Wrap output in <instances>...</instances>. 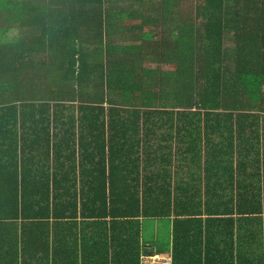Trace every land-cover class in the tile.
Wrapping results in <instances>:
<instances>
[{
  "label": "trees",
  "instance_id": "1",
  "mask_svg": "<svg viewBox=\"0 0 264 264\" xmlns=\"http://www.w3.org/2000/svg\"><path fill=\"white\" fill-rule=\"evenodd\" d=\"M27 9L0 30V264H141L148 220L173 264H264V0ZM179 115L205 179L152 192Z\"/></svg>",
  "mask_w": 264,
  "mask_h": 264
},
{
  "label": "crops",
  "instance_id": "2",
  "mask_svg": "<svg viewBox=\"0 0 264 264\" xmlns=\"http://www.w3.org/2000/svg\"><path fill=\"white\" fill-rule=\"evenodd\" d=\"M62 0H0V30H4V26L6 23V17L8 19H15V18H27L30 17L29 13H27V7H33V6H39L44 7L48 6L52 3H60ZM14 5L13 9L5 10V6ZM20 5L25 8V11L23 13ZM21 13V16L18 14ZM158 28V27H157ZM156 29V28H155ZM182 112H176L175 114H181ZM180 117H182V125L180 124ZM185 117L179 115L174 116V121L171 129H168L169 134H172L173 137L170 139V144L167 147H158L156 149L157 152L160 153L159 158H156L154 160V154L152 153L149 157H151V161H148V174L151 175L154 179L151 180L152 185V192L155 188L158 187V184L160 182V189L156 192H160L163 190V188L168 189L177 187L181 189L184 188L186 183L191 181L193 175L196 177H200L199 175L202 174V179H205L203 175L205 174V163L204 160L202 161V167L200 171H196L195 167L191 169L192 166V154L187 150V146L190 142V131L191 127L188 125V121L184 119ZM165 133V132H163ZM179 133V134H178ZM141 134L144 135V130H141ZM156 141V139H153ZM247 145V144H246ZM247 157H243L244 164H247V169L245 171L239 172L236 171L235 178L237 180L241 179L242 184H245L247 187H250V174L253 172L250 164L254 163V153L252 147L248 145L246 147ZM164 154V155H162ZM145 156L140 160V164L144 166L146 163V160L148 159V153H144ZM156 155V153H155ZM165 158H162L164 157ZM82 155L80 156L78 153L77 159L80 160ZM77 161V160H76ZM80 163V161H78ZM239 159L234 158V164H238ZM159 169V170H158ZM145 173V170H144ZM155 173V174H154ZM166 173V174H165ZM163 174V175H162ZM191 175V176H190ZM150 176V177H151ZM166 176V178H165ZM254 185V179L251 181V186ZM218 191L221 193V189L218 188ZM173 196L175 194L173 193ZM147 227L150 229V233H146ZM173 223L168 222L167 224L162 223L160 221H152L148 220L143 222V232L145 237L148 238L149 242L145 245V249L142 253L141 257V264L143 261V256L145 254H159V249H161V246L157 245L155 242L159 238V234L161 231H163L164 235H168L167 241L169 246V256L172 257V248H173V237L171 235L172 232ZM162 228V230H161ZM236 228V226H235ZM251 226H247V230H249ZM255 229V227H252ZM223 227L220 224L215 223V226L213 227V230H218L221 232ZM259 229L262 231V238H264V222L259 226ZM220 234V233H219ZM211 236V233L204 232L203 239H205L206 236ZM238 233H234V239ZM215 241L218 239V235H214V237H211ZM254 239V238H252ZM151 243V244H150ZM164 255V254H160ZM173 264V262H172Z\"/></svg>",
  "mask_w": 264,
  "mask_h": 264
},
{
  "label": "built area",
  "instance_id": "3",
  "mask_svg": "<svg viewBox=\"0 0 264 264\" xmlns=\"http://www.w3.org/2000/svg\"><path fill=\"white\" fill-rule=\"evenodd\" d=\"M171 256L160 254H145L143 256L142 264H172Z\"/></svg>",
  "mask_w": 264,
  "mask_h": 264
},
{
  "label": "rangeland",
  "instance_id": "4",
  "mask_svg": "<svg viewBox=\"0 0 264 264\" xmlns=\"http://www.w3.org/2000/svg\"><path fill=\"white\" fill-rule=\"evenodd\" d=\"M153 66V65H152ZM161 230H162V228H161ZM146 233H148V234H151L150 233V229L147 227V230H146ZM162 233V232H161ZM159 237V236H158ZM162 238V237H161ZM162 246H164L163 244H165L166 243V241H165V239L164 238H162Z\"/></svg>",
  "mask_w": 264,
  "mask_h": 264
}]
</instances>
